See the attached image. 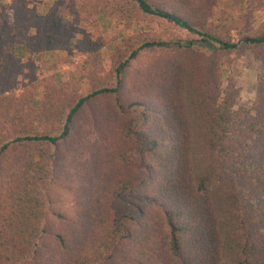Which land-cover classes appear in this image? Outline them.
Here are the masks:
<instances>
[{
  "label": "trees",
  "instance_id": "obj_1",
  "mask_svg": "<svg viewBox=\"0 0 264 264\" xmlns=\"http://www.w3.org/2000/svg\"><path fill=\"white\" fill-rule=\"evenodd\" d=\"M218 2L57 0L41 17L12 0L0 11V264H264V22L240 40L263 65L246 108L221 62L241 43L206 28ZM108 13L166 31L128 32L110 68L106 42L84 36L89 90L52 82L37 102L20 55L60 50L66 20Z\"/></svg>",
  "mask_w": 264,
  "mask_h": 264
},
{
  "label": "rangeland",
  "instance_id": "obj_2",
  "mask_svg": "<svg viewBox=\"0 0 264 264\" xmlns=\"http://www.w3.org/2000/svg\"><path fill=\"white\" fill-rule=\"evenodd\" d=\"M12 0H0V11L7 7ZM57 0H21V2L31 9L38 12L43 17ZM104 16V19L101 17ZM95 16L89 24L79 22L76 19L66 20L64 27L69 31L68 40L60 49L56 57L44 56L40 54L20 55V60L30 62L35 67L32 79L33 90L37 102H40L44 95V87L52 82L71 81L79 88L81 93L89 90L88 82L81 80L82 73L87 66V59L77 49L78 40L84 36H89L94 40L102 38L106 42L103 49V56L107 68L111 66V56L114 48L122 43L123 36L128 32L140 30H154L161 33L166 30L159 22L148 24L137 22L130 27L121 24L113 15L106 14ZM115 20V21H114ZM264 22V0H219L214 8L213 15L207 22V30L214 36L223 39H232L234 42L241 43L239 48L233 52L223 53L221 62L224 71V83L226 85L233 81L240 89V104L246 108H252L257 97V86L260 76L263 73V65L257 60L254 50L243 46L240 42L242 36L248 34L251 29L257 28ZM36 31V30H34ZM168 34L173 39L187 41L198 40V38L186 31L169 28ZM194 49L201 54H206L213 59V53L205 46L195 43ZM196 64V60L192 63ZM24 81L18 85L22 88ZM261 203H264V197Z\"/></svg>",
  "mask_w": 264,
  "mask_h": 264
},
{
  "label": "crops",
  "instance_id": "obj_3",
  "mask_svg": "<svg viewBox=\"0 0 264 264\" xmlns=\"http://www.w3.org/2000/svg\"><path fill=\"white\" fill-rule=\"evenodd\" d=\"M101 19H104V16L101 17ZM115 21V20H114ZM61 51L60 50H55V51H52V52H47V53H44V56H53V57H56V55H58Z\"/></svg>",
  "mask_w": 264,
  "mask_h": 264
}]
</instances>
